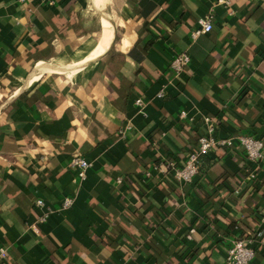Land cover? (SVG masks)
I'll use <instances>...</instances> for the list:
<instances>
[{"label": "crops", "instance_id": "obj_1", "mask_svg": "<svg viewBox=\"0 0 264 264\" xmlns=\"http://www.w3.org/2000/svg\"><path fill=\"white\" fill-rule=\"evenodd\" d=\"M103 5L0 0V264H225L236 236L264 264V158L236 144L203 156L190 183L144 174L182 162L205 115L218 136L264 139V0H119L117 21ZM103 13L108 47L80 51L105 34Z\"/></svg>", "mask_w": 264, "mask_h": 264}, {"label": "built area", "instance_id": "obj_2", "mask_svg": "<svg viewBox=\"0 0 264 264\" xmlns=\"http://www.w3.org/2000/svg\"><path fill=\"white\" fill-rule=\"evenodd\" d=\"M25 1V0H24ZM53 1V0H51ZM255 1V0H254ZM257 1V0H256ZM216 3H221L226 6L231 4V0H216ZM213 28L212 13L199 20V27L194 30L193 34L196 35L200 32H208ZM191 61V54L186 51H181L175 54L170 61V68L175 75H179L185 70ZM160 96H164V91L159 92ZM136 103L140 110H143L144 99L139 96L136 98ZM180 119H186L188 116L187 110L182 109L179 113ZM126 128H129L127 125ZM218 121L210 115L204 116V132L198 137L196 147L190 151L182 162H178L173 158H163L154 163L150 169L145 170V176L151 177L154 173L161 174L163 177L173 179L178 182L190 183L199 173L200 160L203 156L209 154L211 151L219 147H232L239 145L245 152L248 161L252 165L264 158V139L254 135L247 134H232L229 136H218ZM69 166L76 170L77 176L80 179H85L86 171L91 166V162L80 155L74 156ZM251 177L254 173L250 174ZM123 177L116 179L117 183L123 182ZM74 197L66 196L63 199L62 207L69 208L74 204ZM38 205H44L43 199L37 200ZM35 232H40V227L36 225ZM194 229L188 235L191 237ZM257 237H263V232L258 231ZM253 237L236 236L231 241L227 249L225 264H250L256 255V248L254 247ZM2 256H6V249L1 248Z\"/></svg>", "mask_w": 264, "mask_h": 264}, {"label": "bare ground", "instance_id": "obj_3", "mask_svg": "<svg viewBox=\"0 0 264 264\" xmlns=\"http://www.w3.org/2000/svg\"><path fill=\"white\" fill-rule=\"evenodd\" d=\"M109 23H110V20H109ZM104 33L105 34L103 35L102 38L94 40L91 44L86 46L87 48H81L79 50L80 51H83V50H98V49L103 48L105 46L108 47L109 40H110V37H111L110 24L104 26Z\"/></svg>", "mask_w": 264, "mask_h": 264}, {"label": "rangeland", "instance_id": "obj_4", "mask_svg": "<svg viewBox=\"0 0 264 264\" xmlns=\"http://www.w3.org/2000/svg\"><path fill=\"white\" fill-rule=\"evenodd\" d=\"M118 3H119V0H104V7L106 8V10H108V11H110L111 12V14L113 15V17L116 19V21H117V18H118V16H117V12H116V6H118ZM98 7H99V5L97 6L96 5V8L98 9ZM103 7V8H104ZM95 8V7H94ZM109 8V9H108ZM108 15V16H107ZM102 17H103V24H104V26H106V25H108V24H110L109 23V20H110V15L107 13V14H105V13H103L102 14ZM79 53L77 52V54L76 55H78ZM80 55V54H79Z\"/></svg>", "mask_w": 264, "mask_h": 264}]
</instances>
